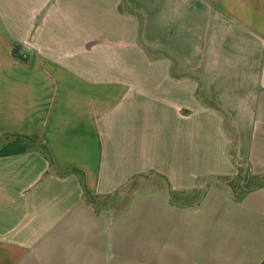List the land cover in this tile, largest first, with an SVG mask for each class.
<instances>
[{
    "label": "crops",
    "instance_id": "obj_1",
    "mask_svg": "<svg viewBox=\"0 0 264 264\" xmlns=\"http://www.w3.org/2000/svg\"><path fill=\"white\" fill-rule=\"evenodd\" d=\"M27 136L51 162L0 157V264H157L125 217L166 190L128 188L186 195L233 147L264 176V0H0V147ZM227 199L219 259L177 264H264V188Z\"/></svg>",
    "mask_w": 264,
    "mask_h": 264
},
{
    "label": "rangeland",
    "instance_id": "obj_2",
    "mask_svg": "<svg viewBox=\"0 0 264 264\" xmlns=\"http://www.w3.org/2000/svg\"><path fill=\"white\" fill-rule=\"evenodd\" d=\"M232 150L235 148L233 147ZM170 186L164 179L156 178L152 183L139 184L133 189L128 188L132 190L133 195L152 194L161 190L166 192L164 194L159 192L161 197L154 202L137 203V208L142 209L141 215H126V235L123 237L127 249L126 259H133V253L136 256L141 255V250L144 251L146 247L153 251V259L158 262L157 264L219 259L220 252L216 245L222 244L223 236L217 222L220 221L219 215L228 201V193L213 184L209 185L210 189L206 194V190L204 192L200 190V192L190 191L186 195L185 189L171 190ZM114 194L112 199L115 200L120 194ZM162 197L168 199L169 204L174 205V208H179V212L165 213ZM120 198L119 206L122 207L126 205V199L122 195ZM173 201L179 202L176 203L177 206ZM247 201L252 202L246 200L245 203Z\"/></svg>",
    "mask_w": 264,
    "mask_h": 264
},
{
    "label": "trees",
    "instance_id": "obj_3",
    "mask_svg": "<svg viewBox=\"0 0 264 264\" xmlns=\"http://www.w3.org/2000/svg\"><path fill=\"white\" fill-rule=\"evenodd\" d=\"M234 143V140H232ZM234 145V144H233ZM27 150H35L50 159L47 147L40 141L37 136L21 137L16 142L0 147V157L9 154H18ZM234 150L231 148V158L236 166V174L233 176H210L204 182V187L198 188L196 191L207 190L209 185L215 184L217 187L225 190L233 202L239 203L242 199L252 191L264 188V176H255L250 171L246 163H237L234 159ZM51 162V159H50ZM77 174H80L77 171ZM203 188V189H202ZM88 201H93L88 193L85 194Z\"/></svg>",
    "mask_w": 264,
    "mask_h": 264
}]
</instances>
